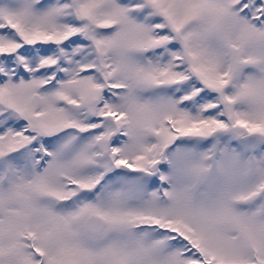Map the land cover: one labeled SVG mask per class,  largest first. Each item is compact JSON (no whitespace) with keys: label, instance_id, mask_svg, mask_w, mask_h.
I'll return each mask as SVG.
<instances>
[{"label":"snow or ice","instance_id":"1","mask_svg":"<svg viewBox=\"0 0 264 264\" xmlns=\"http://www.w3.org/2000/svg\"><path fill=\"white\" fill-rule=\"evenodd\" d=\"M0 264H264V0H0Z\"/></svg>","mask_w":264,"mask_h":264}]
</instances>
